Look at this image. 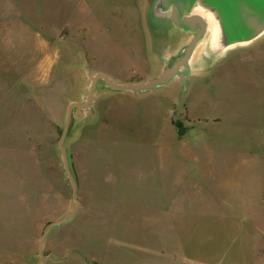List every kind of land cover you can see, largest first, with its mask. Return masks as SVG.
<instances>
[{
  "label": "rangeland",
  "instance_id": "1",
  "mask_svg": "<svg viewBox=\"0 0 264 264\" xmlns=\"http://www.w3.org/2000/svg\"><path fill=\"white\" fill-rule=\"evenodd\" d=\"M157 2L0 0V264H37L76 207L58 141L89 76L146 83L184 56ZM240 51L151 91L96 82L62 141L80 205L39 264H264V90L240 91Z\"/></svg>",
  "mask_w": 264,
  "mask_h": 264
},
{
  "label": "water",
  "instance_id": "2",
  "mask_svg": "<svg viewBox=\"0 0 264 264\" xmlns=\"http://www.w3.org/2000/svg\"><path fill=\"white\" fill-rule=\"evenodd\" d=\"M194 0H158L156 8L161 11L162 14H166L169 20L173 23L174 26L181 29L184 32L194 31L199 25L200 30L186 47L184 56L177 61L172 67L163 70L158 77L152 79L146 83L141 84H116L112 82L107 76L103 74H96L95 76H89L91 85L86 97L84 104L71 103L67 108V115L65 120V125L61 134V137L58 141V148L60 150L65 173L68 177L70 185L72 187V198L76 203L75 209L65 217L50 222L47 225L46 230L40 237V251H39V262L43 260L41 250L43 248V241L51 229V227L60 224L65 219L70 218L74 215L78 209L80 202L76 197V185L72 179V175L68 169L67 159L65 152L62 147V141L65 137L68 125L70 123L71 111L75 108L73 113L74 118L81 116L82 111L88 109L91 106L93 100V92L98 80H102L107 87L113 90H127L132 92H141V91H151L157 87L165 86L169 84L174 77H179L180 80L184 81V76L187 73L188 67L187 62L196 43L203 37L206 30V21L198 15L190 14V9L192 7ZM223 4L226 6L230 14V19L233 22V25H239V29L242 30L240 37L232 39L230 41H239L246 40L250 37L257 34L264 27V0H223ZM180 68H182L180 70ZM91 264H97L92 262Z\"/></svg>",
  "mask_w": 264,
  "mask_h": 264
},
{
  "label": "crops",
  "instance_id": "3",
  "mask_svg": "<svg viewBox=\"0 0 264 264\" xmlns=\"http://www.w3.org/2000/svg\"><path fill=\"white\" fill-rule=\"evenodd\" d=\"M150 8L151 9L153 8L152 4H151ZM187 33H190L192 35V37H190V39H189V43H190L192 41V39L195 37V34H194L195 30L187 32ZM207 35H208V37H206ZM234 48H240V50H241L240 56L243 59V61L247 62L246 66L247 65L252 66L254 68V70L255 69L257 70L256 73L258 74V75L256 74V79H253V80L250 78L246 79L245 80L246 85L242 84L241 86H243V87H240V91L245 92L247 94L254 91L256 93V95H258V93H260V91L264 90V27L257 34L250 37L249 39L239 40V41H231V42L227 43L225 46L219 47L217 45L216 37L213 36L207 30V26H206L205 34L196 43V45L193 49V52L191 53V55L189 57V60L187 62L188 70L184 76V80L186 78L189 79L192 77L194 78V76H200L204 72L207 71V69H204V68L197 69L198 71H196V67L201 66V64L205 65V61H204L205 57H204V55H202V54H204V52H205V54L211 56L214 53H221L223 51H226L229 49H234ZM253 61L255 62L254 66L251 65L253 63ZM181 69L182 68H180V70ZM178 78L179 77H174L172 79V81H174ZM225 88H226V86H225ZM261 93L264 94V92H261ZM226 98H228V95ZM263 98H264V95H263Z\"/></svg>",
  "mask_w": 264,
  "mask_h": 264
},
{
  "label": "bare ground",
  "instance_id": "4",
  "mask_svg": "<svg viewBox=\"0 0 264 264\" xmlns=\"http://www.w3.org/2000/svg\"><path fill=\"white\" fill-rule=\"evenodd\" d=\"M189 13L201 16L206 21L207 30L216 37L219 47L242 34L239 25H233L223 0H194Z\"/></svg>",
  "mask_w": 264,
  "mask_h": 264
},
{
  "label": "flooded vegetation",
  "instance_id": "5",
  "mask_svg": "<svg viewBox=\"0 0 264 264\" xmlns=\"http://www.w3.org/2000/svg\"><path fill=\"white\" fill-rule=\"evenodd\" d=\"M199 30H200V26L198 25L197 27H196V29H195V35L199 32Z\"/></svg>",
  "mask_w": 264,
  "mask_h": 264
}]
</instances>
